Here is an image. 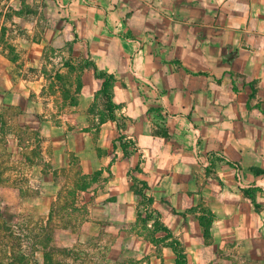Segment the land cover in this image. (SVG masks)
<instances>
[{"label":"crops","instance_id":"crops-1","mask_svg":"<svg viewBox=\"0 0 264 264\" xmlns=\"http://www.w3.org/2000/svg\"><path fill=\"white\" fill-rule=\"evenodd\" d=\"M19 1L9 9L32 4ZM43 2L46 14L55 10L47 26L62 34L58 44L72 43L71 61L93 64L78 74L83 104L78 96L70 103L75 117L59 123L96 127L63 138L50 131L52 119L27 118L25 110L47 105L37 100L44 86L37 90L26 72L41 61L48 41L27 35L25 22L22 33L0 39V130L11 126L7 133L18 140L6 109L25 113L20 126L50 129L42 139L52 150L43 149V160L28 168L51 189L33 199L45 206L44 216L76 161L80 175L104 178L92 188L103 194V214L87 223L86 238L107 235L96 223L105 222L115 228L120 253L124 224L141 221L148 237H129L143 243V264H176L172 238L186 264H264V0ZM95 70L113 76L114 118L84 116L101 84ZM120 135L133 143L129 153ZM83 139L91 146L86 154L79 151ZM155 221L172 237L154 230Z\"/></svg>","mask_w":264,"mask_h":264},{"label":"rangeland","instance_id":"rangeland-1","mask_svg":"<svg viewBox=\"0 0 264 264\" xmlns=\"http://www.w3.org/2000/svg\"><path fill=\"white\" fill-rule=\"evenodd\" d=\"M19 2V0L16 2L0 0V39H4L5 35L10 38V35L16 36L19 32L22 33L25 22L27 35L48 41L41 61L26 72L29 74L27 79L37 90L40 89V84L44 86L37 100L47 105H39L37 111L28 109L24 112L27 118L33 117L34 120L38 116L50 118L55 125L61 124V126L55 128L53 124V127H49L52 128L50 130L35 125L31 130L28 126L19 125V119L25 114L23 111L6 109L3 112L6 122L10 124L16 122L14 129L18 140L14 142L10 139L7 130L11 126H4L0 130V264H143L138 262L143 255L139 253L143 249V243L129 237L133 234L148 237L149 232L141 221L124 224L127 237L124 239L120 253L116 252L119 244L118 238L113 236L115 228L107 227L105 222L96 223L100 228H104L105 225L104 231L107 235L100 233L92 239V236L86 238L87 223L92 219L99 221L98 216L103 214L101 204L103 194L92 189L95 185L97 187L103 185L104 178L100 174L96 175L97 180L80 175L77 163L74 161L68 171L71 181L68 185L65 183V188L60 191V199L57 204H53L50 213L44 216L45 206H39L33 201L36 197L44 198L45 194L51 192L47 186L41 187V182L35 174L28 171L33 160H43L39 157L40 153L43 154L41 152L43 149L52 150V143L42 139H45V134L53 131L54 136L56 133L61 135L64 133L65 136L71 133L79 135L83 129L96 127L68 126L66 122L64 125L59 123L61 120L67 121L75 117L76 110L70 107V103H74L78 96L83 104L84 95L80 93L82 89L78 74L88 65L87 62L71 61L72 43L68 41L66 45H59L58 40L62 34L47 26L48 19L53 21L55 10L46 14L43 0H31V6L28 3L23 6L21 2L22 6L18 10L9 9ZM23 9L26 11L25 14L22 13ZM10 53L16 55L12 51ZM40 75L41 80H39ZM100 85L94 91L84 116L89 115L93 119L97 117L102 120L107 117L108 110L99 92ZM19 100L23 101L22 98ZM87 103L88 100H85V105ZM79 113H82V110ZM49 115H52V118ZM85 141L86 139H83V144L79 147L81 154L89 152L88 147H91L87 146ZM97 143L96 140V145ZM100 149L101 147H96L97 154ZM73 158L78 159L79 156L75 155ZM56 175L61 184L64 181L62 171L57 172Z\"/></svg>","mask_w":264,"mask_h":264},{"label":"trees","instance_id":"trees-1","mask_svg":"<svg viewBox=\"0 0 264 264\" xmlns=\"http://www.w3.org/2000/svg\"><path fill=\"white\" fill-rule=\"evenodd\" d=\"M87 65H91L93 66L92 63H87ZM94 75L101 80V88H100V93L101 95L103 96L104 100H105V103L107 105V112H108V115L110 118H114L113 116V110L115 108V104H113V102L111 101V96H112V92H111V85H112V82H113V76L108 74V73H105L103 71H96L94 72ZM122 138L123 136L120 135L119 136V141H120V144L122 146V148L125 150V153H129L128 151V148H133L134 145L132 142H125V141H122ZM143 221L145 222L147 219L150 218V215L149 214H145L143 217H142ZM158 229H162L164 231H166V236L165 238L167 237H172V233L170 232L169 229H167L166 227H163L161 225H159L158 221H155V228L154 230H158ZM102 234L101 231H98L94 233V236L91 237V239L93 237H96L98 234ZM169 246H171V248L173 249L175 255H176V264H186L187 261H186V255L185 253L183 252V249L180 247L179 245V242L172 238L170 241H169ZM45 259V258H44ZM47 259V258H46ZM139 263H141V260H138Z\"/></svg>","mask_w":264,"mask_h":264}]
</instances>
